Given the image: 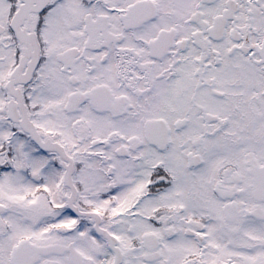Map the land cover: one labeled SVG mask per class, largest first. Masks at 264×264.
I'll return each mask as SVG.
<instances>
[{"label":"snow or ice","instance_id":"6c2138e0","mask_svg":"<svg viewBox=\"0 0 264 264\" xmlns=\"http://www.w3.org/2000/svg\"><path fill=\"white\" fill-rule=\"evenodd\" d=\"M0 264H264V0H0Z\"/></svg>","mask_w":264,"mask_h":264}]
</instances>
